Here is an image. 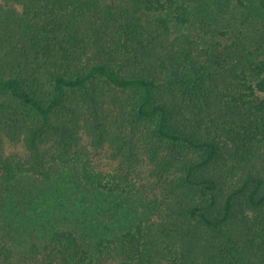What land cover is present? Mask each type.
<instances>
[{
  "label": "trees",
  "instance_id": "16d2710c",
  "mask_svg": "<svg viewBox=\"0 0 264 264\" xmlns=\"http://www.w3.org/2000/svg\"><path fill=\"white\" fill-rule=\"evenodd\" d=\"M9 1L24 10L0 8V264H264V141L230 101L245 84L264 92V0ZM97 76L142 87L140 116L195 148L151 155L165 197L124 171L99 178L75 150L84 126L101 124L97 144L114 135L93 97H68ZM129 122L117 155L132 163L141 124ZM233 131L250 144L226 141ZM4 137L28 155L5 157Z\"/></svg>",
  "mask_w": 264,
  "mask_h": 264
},
{
  "label": "rangeland",
  "instance_id": "374dc122",
  "mask_svg": "<svg viewBox=\"0 0 264 264\" xmlns=\"http://www.w3.org/2000/svg\"><path fill=\"white\" fill-rule=\"evenodd\" d=\"M0 8L4 9H16L18 13H22L24 10L23 5L15 3L9 0H0ZM120 75H126L131 71H126L123 67L118 68ZM91 86L90 90L77 89L71 90L68 95L69 99L73 103H84V96L88 95L93 97L96 101V107L98 110L106 115L107 126L113 129L114 135L110 134L106 141L102 144L96 143V138L93 133L84 126L79 131V141L75 150L82 151L87 155L89 162V169L98 174L99 178L113 179L112 177L125 172L124 179L135 180L140 187L147 190L151 196L165 197V186H167L168 176L163 175L160 178L158 166L156 167L155 161L151 155L157 150L162 152V155L169 154L171 152H180L181 154H188L189 156L195 155V148L186 142H172L169 139L160 138L157 135V128L159 125V116L144 117L138 113V108L144 97V90L139 86H129L127 88H121L108 82L104 77L97 76L89 81ZM254 91L251 87L241 86L240 91L233 92V96H230V101L233 102L232 106L243 108L246 110L244 116L248 120L246 127L252 124L254 133L258 134L259 140L264 141V92L258 91L253 85ZM243 90V91H242ZM252 91V93H251ZM158 98V93L156 94ZM154 99L153 103L161 102V100ZM75 103V104H76ZM120 112L123 117H117L116 114ZM112 118V119H111ZM132 122H140L139 132L135 135L134 139V151H137V156L132 159V163L126 159V155H117L118 147L123 144L125 139L128 140L129 129ZM255 120L258 124H255ZM114 124V126L112 125ZM97 132L101 133L102 126L99 123L95 124ZM259 126V127H257ZM209 131H213V136L216 134L223 135L224 132H218V128L214 123L209 124ZM232 127V126H231ZM170 130L185 131L187 135L201 137L208 133L204 126L190 125L187 122L174 121V124H169ZM105 131V130H103ZM106 133V131H105ZM252 134L237 135L233 131L229 135L225 134L226 141L229 143H238L243 146L250 144V136ZM224 136V135H223ZM249 136V137H248ZM129 141V140H128ZM238 141V142H237ZM129 142H127L128 144ZM251 144L250 147H256L258 143ZM235 145V144H234ZM135 151V152H136ZM28 148L23 140H11L9 137H4L2 145V154L5 157L25 158L28 155ZM197 153V152H196ZM237 155V153H235ZM238 156V155H237ZM131 158V156H130ZM174 169V168H173ZM43 259L33 261L25 264H56V260H49L48 257L43 256ZM107 264H127L122 263L120 260H113Z\"/></svg>",
  "mask_w": 264,
  "mask_h": 264
}]
</instances>
